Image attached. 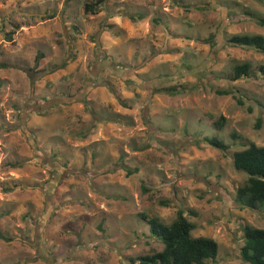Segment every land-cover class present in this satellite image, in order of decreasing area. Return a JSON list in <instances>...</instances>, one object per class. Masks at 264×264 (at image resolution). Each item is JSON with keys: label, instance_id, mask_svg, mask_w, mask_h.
<instances>
[{"label": "rangeland", "instance_id": "374dc122", "mask_svg": "<svg viewBox=\"0 0 264 264\" xmlns=\"http://www.w3.org/2000/svg\"><path fill=\"white\" fill-rule=\"evenodd\" d=\"M85 1L0 0V264H140L128 257L162 244L137 213L167 223L176 208L216 241L205 264H249L241 228L263 227L264 211L234 204L246 174L201 138L264 145V53L224 41L264 35L251 19L264 0H102L94 13ZM238 61L252 73L230 80ZM227 87L242 104L214 92Z\"/></svg>", "mask_w": 264, "mask_h": 264}, {"label": "trees", "instance_id": "16d2710c", "mask_svg": "<svg viewBox=\"0 0 264 264\" xmlns=\"http://www.w3.org/2000/svg\"><path fill=\"white\" fill-rule=\"evenodd\" d=\"M101 1L102 0L85 1L83 3V11L94 13ZM141 16L142 14L140 12H136L135 14H129L128 18L134 20L135 17L140 18ZM251 19L259 25L264 24V17L253 16ZM12 36L13 32L10 30L4 34V39L12 40ZM224 41L229 45L248 47L264 53V35L261 33H230L225 35ZM202 42L212 45L215 40L212 35H208L202 39ZM40 56H42V52L38 51L34 59L36 60ZM63 64L64 62H61L57 65H53L51 68L55 69V67H60ZM4 65V63H0V66ZM255 70L257 71L256 74L264 79V63L258 62L255 65ZM251 73V66L248 61H238L230 65L227 78L234 80L248 76ZM181 90L182 87L180 90L176 88H154L152 91H163L168 94H176ZM234 90L235 89L232 87L215 88L214 92L216 94L230 93L237 104H242V98L239 95H235ZM87 109L91 117L95 120H104V118L98 117L88 106ZM245 109L250 111L251 106L247 104ZM203 112L208 116V123L214 128L218 129L222 126L224 121V116L222 114H218L215 118H212L206 111ZM262 116L264 118V109L262 111ZM260 122V116H256L254 127L260 126ZM229 135L230 137L239 136L235 131H230ZM201 140L227 156L230 160V164L235 170H240L246 174L244 181L235 187L234 196L232 198L234 204L238 207L262 209L264 211V145H258L252 141H248L242 148L227 152L228 143L223 142L214 135L203 136ZM196 142L197 141H194V143ZM20 163V161L16 160H7L4 166H15ZM120 167L125 170V174H129L136 170V167H127L123 164H121ZM140 188L141 190H146L141 184ZM159 203L166 204L167 201L161 199ZM184 211L191 214L194 213L192 209L183 210L182 208H176L174 217L167 223L161 221L155 215L139 211L137 215L147 224L149 235L159 240L162 246L158 250L129 256L128 261L130 263L138 262L140 264H205L207 260L213 259L217 251L216 241L209 236L192 235L190 231L194 227V223L185 216ZM0 236L4 239H11L9 236H4L2 234H0ZM241 240L242 243L237 249L238 257L249 264H264V226L259 227L243 223L241 228Z\"/></svg>", "mask_w": 264, "mask_h": 264}, {"label": "crops", "instance_id": "0c3cea01", "mask_svg": "<svg viewBox=\"0 0 264 264\" xmlns=\"http://www.w3.org/2000/svg\"><path fill=\"white\" fill-rule=\"evenodd\" d=\"M141 17H142V16H141ZM141 17H140V18H141ZM2 235H3V234H2ZM4 236H7V235H4Z\"/></svg>", "mask_w": 264, "mask_h": 264}]
</instances>
